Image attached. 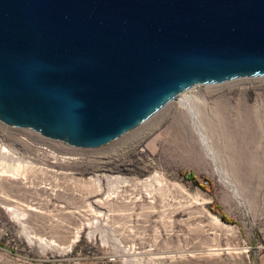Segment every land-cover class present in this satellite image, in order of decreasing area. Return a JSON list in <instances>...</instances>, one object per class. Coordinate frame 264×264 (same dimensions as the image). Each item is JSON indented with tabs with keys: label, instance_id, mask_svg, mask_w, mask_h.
<instances>
[{
	"label": "rangeland",
	"instance_id": "374dc122",
	"mask_svg": "<svg viewBox=\"0 0 264 264\" xmlns=\"http://www.w3.org/2000/svg\"><path fill=\"white\" fill-rule=\"evenodd\" d=\"M183 94L212 152L175 99L91 148L0 121V264H264V76Z\"/></svg>",
	"mask_w": 264,
	"mask_h": 264
},
{
	"label": "water",
	"instance_id": "95a60500",
	"mask_svg": "<svg viewBox=\"0 0 264 264\" xmlns=\"http://www.w3.org/2000/svg\"><path fill=\"white\" fill-rule=\"evenodd\" d=\"M264 76V0H0V121L105 145L188 89Z\"/></svg>",
	"mask_w": 264,
	"mask_h": 264
},
{
	"label": "bare ground",
	"instance_id": "6f19581e",
	"mask_svg": "<svg viewBox=\"0 0 264 264\" xmlns=\"http://www.w3.org/2000/svg\"><path fill=\"white\" fill-rule=\"evenodd\" d=\"M192 95H186V94H181L179 95L176 99L175 102L176 104L182 106L184 108V110L186 111V114L188 115V117L191 120V123L193 125V127L195 128L196 131H198V133L200 134L201 138H202V142L203 145L212 152L210 147V143H207V137H205L204 135L201 134V128H199V117L197 112L194 110V106L192 104ZM216 108V107H215ZM251 116V115H250ZM257 117V116H256ZM258 118V117H257ZM258 120V119H257ZM185 122V121H184ZM198 125V127H197ZM253 135V134H252ZM255 140V139H254ZM210 141V140H209ZM256 143V142H255ZM20 161H22V158L20 156H18V154L9 149L7 146L0 144V164H3L4 166H8V167H15L19 168L22 166V164L20 163ZM113 180H118V182H124L122 179H120L119 177H115L113 178ZM98 181L99 178H98ZM8 209L10 210H14V213H16L17 215H19V212L14 209L13 207L9 206ZM37 240L41 243V244H46L48 243V241L42 239V238H37ZM50 243V242H49ZM52 243V242H51Z\"/></svg>",
	"mask_w": 264,
	"mask_h": 264
},
{
	"label": "trees",
	"instance_id": "16d2710c",
	"mask_svg": "<svg viewBox=\"0 0 264 264\" xmlns=\"http://www.w3.org/2000/svg\"><path fill=\"white\" fill-rule=\"evenodd\" d=\"M223 218H224V216H223Z\"/></svg>",
	"mask_w": 264,
	"mask_h": 264
}]
</instances>
